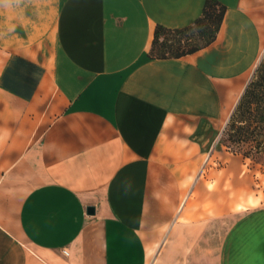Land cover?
Wrapping results in <instances>:
<instances>
[{
  "label": "crops",
  "instance_id": "0c3cea01",
  "mask_svg": "<svg viewBox=\"0 0 264 264\" xmlns=\"http://www.w3.org/2000/svg\"><path fill=\"white\" fill-rule=\"evenodd\" d=\"M218 1L215 39L180 57L150 56L155 27L192 24L205 0H35L12 21L0 264H147L145 230L181 211L264 48V0ZM239 210L219 207L216 264H264V204Z\"/></svg>",
  "mask_w": 264,
  "mask_h": 264
},
{
  "label": "rangeland",
  "instance_id": "374dc122",
  "mask_svg": "<svg viewBox=\"0 0 264 264\" xmlns=\"http://www.w3.org/2000/svg\"><path fill=\"white\" fill-rule=\"evenodd\" d=\"M262 60L264 48L248 82ZM236 176L242 183L237 191ZM187 187L181 211L168 224L145 230L146 243L153 247L147 264H216L231 220L218 215L219 207L226 204L242 211L264 204V158H244L219 142L210 159L194 169Z\"/></svg>",
  "mask_w": 264,
  "mask_h": 264
},
{
  "label": "trees",
  "instance_id": "16d2710c",
  "mask_svg": "<svg viewBox=\"0 0 264 264\" xmlns=\"http://www.w3.org/2000/svg\"><path fill=\"white\" fill-rule=\"evenodd\" d=\"M225 6L205 0L202 14L190 25L167 28L157 25L150 56L180 57L210 44L220 27ZM244 158H264V60L255 69L226 122L219 141Z\"/></svg>",
  "mask_w": 264,
  "mask_h": 264
},
{
  "label": "clouds",
  "instance_id": "9594fccd",
  "mask_svg": "<svg viewBox=\"0 0 264 264\" xmlns=\"http://www.w3.org/2000/svg\"><path fill=\"white\" fill-rule=\"evenodd\" d=\"M35 0H0V37L14 31V19L22 18V14Z\"/></svg>",
  "mask_w": 264,
  "mask_h": 264
},
{
  "label": "water",
  "instance_id": "95a60500",
  "mask_svg": "<svg viewBox=\"0 0 264 264\" xmlns=\"http://www.w3.org/2000/svg\"><path fill=\"white\" fill-rule=\"evenodd\" d=\"M86 211L88 214H93L94 213V206H92V205L87 206Z\"/></svg>",
  "mask_w": 264,
  "mask_h": 264
}]
</instances>
